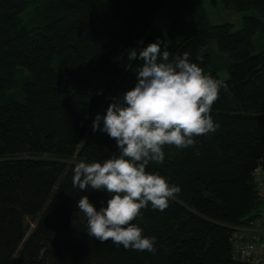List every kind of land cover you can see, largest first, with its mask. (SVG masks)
Masks as SVG:
<instances>
[{
    "label": "trees",
    "instance_id": "trees-1",
    "mask_svg": "<svg viewBox=\"0 0 264 264\" xmlns=\"http://www.w3.org/2000/svg\"><path fill=\"white\" fill-rule=\"evenodd\" d=\"M220 1L256 14L232 31L209 23L201 0H0V264H250L232 257L228 237L260 205L252 172L264 164V51L253 52L252 37L264 31V0ZM30 7L38 19L26 25L19 14ZM158 13L174 40L152 25ZM158 39L170 58L187 52L220 79L213 40L229 91L212 107L215 132L194 147L165 146L163 164L147 166L181 187L163 212L149 204L133 221L156 238L153 254L89 237L78 201L87 195L99 209L110 195L74 188L73 169L119 154L92 123L114 89L123 96L138 82L143 61L129 62L128 49ZM16 88L22 100L6 96Z\"/></svg>",
    "mask_w": 264,
    "mask_h": 264
},
{
    "label": "clouds",
    "instance_id": "clouds-1",
    "mask_svg": "<svg viewBox=\"0 0 264 264\" xmlns=\"http://www.w3.org/2000/svg\"><path fill=\"white\" fill-rule=\"evenodd\" d=\"M168 48L158 39L142 49H128L129 62L143 61L136 70L138 82L122 97L112 98L106 115L98 113L92 123L93 131L115 140L119 154L102 163L82 160L73 169L74 188L110 195L107 206L99 209L87 195L79 199L77 207L87 219L89 237L153 254L156 238L143 235L133 221L149 204L163 212L181 187L159 172L147 171V166L163 164L165 146L194 147L195 137L215 132L219 125L211 115L212 107L221 88L229 91L227 83L192 62L189 53L170 58ZM197 60L202 63L204 57L198 55Z\"/></svg>",
    "mask_w": 264,
    "mask_h": 264
},
{
    "label": "rangeland",
    "instance_id": "rangeland-1",
    "mask_svg": "<svg viewBox=\"0 0 264 264\" xmlns=\"http://www.w3.org/2000/svg\"><path fill=\"white\" fill-rule=\"evenodd\" d=\"M202 7L204 9L205 15L207 17V20L211 24H221V23H230L232 25V31H235L239 29L242 25V18L244 15H255V10H244V11H235L233 9L225 8L220 0H216L215 2H212L211 0H201ZM34 7H30L27 10L21 12L19 14L20 19L23 23L27 25L33 24L38 19V15L36 11L34 10ZM152 25L157 27L164 40H174L176 37L174 34L178 32V30L175 28H171V22L168 21L163 17L161 13H158L153 22ZM252 43H253V52H262L264 51V31H257L254 33L252 37ZM208 49L213 55L214 64L218 68V76L220 79H224L227 76L226 70L222 67L223 61L225 60L226 56L225 54H222L217 50L216 44L213 40H211L208 44ZM28 76V73L25 68L19 67L17 71V79L18 82L21 84L22 76ZM19 90V88H18ZM6 96L10 98H14L17 100L23 99V93L16 89L8 90L6 92ZM114 97H122L121 88L120 90L118 88L114 89L109 94L108 102L112 103V98Z\"/></svg>",
    "mask_w": 264,
    "mask_h": 264
},
{
    "label": "built area",
    "instance_id": "built-area-1",
    "mask_svg": "<svg viewBox=\"0 0 264 264\" xmlns=\"http://www.w3.org/2000/svg\"><path fill=\"white\" fill-rule=\"evenodd\" d=\"M260 205L244 224L233 227L229 234L232 257L250 264H264V164L252 172Z\"/></svg>",
    "mask_w": 264,
    "mask_h": 264
}]
</instances>
